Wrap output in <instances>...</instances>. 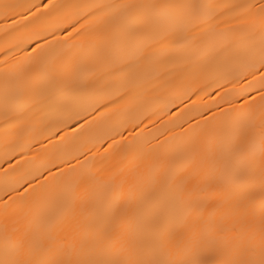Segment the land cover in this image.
Masks as SVG:
<instances>
[{"label": "snow or ice", "instance_id": "1", "mask_svg": "<svg viewBox=\"0 0 264 264\" xmlns=\"http://www.w3.org/2000/svg\"><path fill=\"white\" fill-rule=\"evenodd\" d=\"M0 20L6 141L40 124L6 142L13 155L40 148L0 170V264H264V0H0ZM66 26L62 70L39 44L14 57ZM164 64L169 80L148 78ZM166 85H178L168 103L197 99L179 115L153 108ZM213 88L215 112L201 95ZM177 156L180 169L164 166Z\"/></svg>", "mask_w": 264, "mask_h": 264}, {"label": "bare ground", "instance_id": "2", "mask_svg": "<svg viewBox=\"0 0 264 264\" xmlns=\"http://www.w3.org/2000/svg\"><path fill=\"white\" fill-rule=\"evenodd\" d=\"M29 2L34 4H40L42 0H29ZM59 2L64 3H73V4H82V3H101V4H107V3H115V2H155V0H59ZM168 2H176V3H186V4H207V3H213V4H236L244 2V0H168ZM4 21L0 20V25H3ZM72 29L70 26H66L65 28H60L56 30L49 29L47 32H43L40 35L35 36L31 42L26 45V47L21 49H12V53L14 54V57L16 59L23 58L26 54L31 53L32 48L36 46V44L41 45L43 48L47 49V55L49 57L56 56L57 62L55 64V70H62L63 69V63L59 59V55L62 51H67V47L62 44H57V41H65L67 38L68 32H71ZM72 41L68 40V44H71ZM5 46V41L3 37V31L0 30V47ZM5 56V52H0V62L3 61ZM3 63H0V170L4 168L10 167V165H15L16 162L20 159V152L24 150V154L31 158L32 152H35L40 148V144L38 142L34 143L32 146L31 151H27L26 145L24 148L17 147L16 148V154H11V149L6 147V142H15L18 145H24V140L26 137L31 136L34 134V128H38L40 124L38 122L34 123L33 125L25 126L21 129H18L14 132L13 135L5 138L4 134V104H3ZM95 66L89 62L87 65L86 70H94ZM164 73H168V75H163ZM172 74V66L169 64L160 65L155 71H153L148 78L155 79L156 77H159L156 82L162 83L164 81H167L171 78ZM241 86H246L245 82L241 80L240 82ZM178 87V85H166L164 89L161 90V93L159 97L154 98L153 100V108H160L163 107L165 103H168L169 100H173L174 96L172 95V91L174 88ZM230 87V86H226ZM215 89H209V92L211 93V96L209 95H202L203 102H207L209 106L211 107V111L215 112L218 111V109L213 105V100H218L219 97L215 95ZM252 95H255V93H252ZM196 96H192L191 99H188L186 96L181 97L180 99H175L174 103H168V107L165 108V111L175 113L176 115H179V109L184 107L185 104L191 106V101L196 100ZM183 101V102H181ZM244 102V98L240 97L236 100V106L238 107L240 104ZM221 108L227 109L229 105L227 103H224L220 105ZM211 113L208 111H205V115H210ZM90 118V117H89ZM164 120H168L169 116H163ZM199 119V117H197ZM81 123L83 120L80 121ZM147 124V129H145V132L143 134L144 140L148 141L151 140L154 144L155 141L152 140V136L149 135V131L153 128L152 124H148V122L145 120L144 122ZM160 122L157 121V124ZM72 126H75V121H72ZM186 126V125H185ZM143 127V125H141ZM67 131H71V128L66 129ZM179 129H177L178 131ZM124 136L128 138V141H131L133 136H140V130L134 129L131 124L127 126L124 130ZM154 134V133H153ZM117 140H120V136L116 135L115 137ZM39 139V138H38ZM161 139H163L161 137ZM47 143V141H45ZM127 143V141H125ZM100 147V151L103 152L104 148L107 147V141L98 145ZM147 147L148 145L145 144ZM108 167L111 170V173L115 176L116 180H120L125 178L127 175V165L121 164L120 161L117 158H112L108 162ZM164 166L170 167L173 171H176L180 169L183 166V160L177 156L173 160H167L164 161ZM125 169L124 172L121 171V169ZM23 189H21L22 191ZM3 176L2 171H0V196H3ZM7 197H5L6 199ZM56 210L55 205L51 206L48 211L54 212Z\"/></svg>", "mask_w": 264, "mask_h": 264}]
</instances>
